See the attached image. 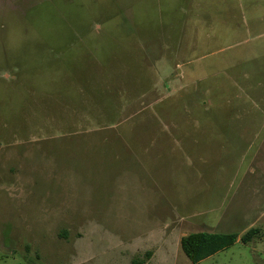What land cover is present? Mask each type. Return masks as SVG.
<instances>
[{
  "label": "rangeland",
  "instance_id": "1",
  "mask_svg": "<svg viewBox=\"0 0 264 264\" xmlns=\"http://www.w3.org/2000/svg\"><path fill=\"white\" fill-rule=\"evenodd\" d=\"M192 1L0 0V264L148 262L159 229L151 264L198 232L264 264V42L221 0L192 41Z\"/></svg>",
  "mask_w": 264,
  "mask_h": 264
},
{
  "label": "crops",
  "instance_id": "2",
  "mask_svg": "<svg viewBox=\"0 0 264 264\" xmlns=\"http://www.w3.org/2000/svg\"><path fill=\"white\" fill-rule=\"evenodd\" d=\"M213 1V0H210ZM219 1V0H218ZM222 5H223V11L225 16H229L227 20L224 21V23L230 27L232 25H238L236 23V16L239 18L242 17L243 19L246 20L247 27H250L249 29L245 30V35H256V38L258 40H261L264 42V0H221ZM205 0H194L192 1L191 9H192V41L195 39V35L198 34V29L197 26L198 24L200 25L201 18H195V8L197 9H204L207 10L209 7L206 6ZM213 4V2H210V7ZM205 17V16H204ZM242 19V20H243ZM241 20V23H242ZM203 24V23H202ZM207 26V24H204ZM264 65V62H262ZM260 68V65L258 64L257 66ZM260 72L264 73V68ZM253 96V95H252ZM259 100H264V93L260 94L257 96ZM240 137L243 135L242 133H239ZM214 136H211L210 133L207 134V142L208 144H212V138ZM226 143V142H223ZM170 233L166 232V229H159L157 231H154L152 233H149L147 237L143 236L138 238L137 240H133L132 245V252L134 255L138 253H142L144 251L152 250L153 249V255L151 256L150 260L146 262V264H151L153 260H158L162 259L165 254H162V249H160L161 246L155 248L156 246H149L150 242H152V238L155 239L157 236L160 237L161 241H168L171 242L173 241L172 235L169 236ZM180 243V240L177 244V246H170L169 248L174 250L178 249V245ZM162 254V257L160 255ZM132 264V262H131Z\"/></svg>",
  "mask_w": 264,
  "mask_h": 264
},
{
  "label": "trees",
  "instance_id": "3",
  "mask_svg": "<svg viewBox=\"0 0 264 264\" xmlns=\"http://www.w3.org/2000/svg\"><path fill=\"white\" fill-rule=\"evenodd\" d=\"M257 233L255 229H251L246 235L243 236L242 242L248 244L252 237ZM238 240V234L227 233H209L198 232L191 233L182 237L180 241L181 250L185 253L188 259L193 264H197L215 254L233 246ZM152 253L145 254V258H151ZM145 259L135 257L132 264H146Z\"/></svg>",
  "mask_w": 264,
  "mask_h": 264
}]
</instances>
